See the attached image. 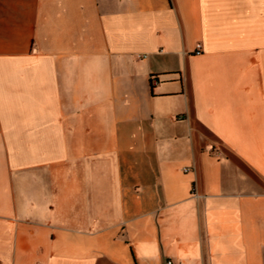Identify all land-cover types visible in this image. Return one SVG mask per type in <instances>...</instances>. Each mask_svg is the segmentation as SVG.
<instances>
[{
	"label": "crops",
	"instance_id": "crops-1",
	"mask_svg": "<svg viewBox=\"0 0 264 264\" xmlns=\"http://www.w3.org/2000/svg\"><path fill=\"white\" fill-rule=\"evenodd\" d=\"M168 259L264 264V0H0V264Z\"/></svg>",
	"mask_w": 264,
	"mask_h": 264
},
{
	"label": "built area",
	"instance_id": "built-area-1",
	"mask_svg": "<svg viewBox=\"0 0 264 264\" xmlns=\"http://www.w3.org/2000/svg\"><path fill=\"white\" fill-rule=\"evenodd\" d=\"M155 81V80H153ZM185 172H188V169L184 170ZM165 264H175L171 259L166 260Z\"/></svg>",
	"mask_w": 264,
	"mask_h": 264
}]
</instances>
